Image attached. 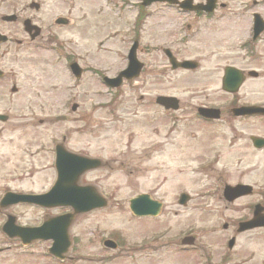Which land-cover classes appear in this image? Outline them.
<instances>
[{
	"label": "rangeland",
	"instance_id": "1",
	"mask_svg": "<svg viewBox=\"0 0 264 264\" xmlns=\"http://www.w3.org/2000/svg\"><path fill=\"white\" fill-rule=\"evenodd\" d=\"M29 1L25 0L23 3L27 4ZM137 1L139 0H83L78 3L81 10L85 11L83 26L76 23L71 29L65 30L62 38L72 37L77 43L81 42L84 45L83 52L86 51V64L92 68L120 66L125 58L128 25L134 17ZM42 5L43 12L50 13V23L56 16L64 14L65 3L59 0H50ZM80 16L81 14L76 13L74 21L77 22ZM224 24L219 28L220 36L236 53L231 54L230 63L243 69H252L259 75L257 80H248L239 96L247 97L246 101L249 102L264 103V38L253 49L252 57H249L250 51L246 49L247 62L242 64L234 60V56L244 57V52L238 45L248 35L247 25L240 31L236 30V25ZM216 36L219 37V34ZM218 46L213 44L210 48L216 50ZM57 51L50 54L38 51L32 58L35 66L32 67V77H38L41 91H45L47 85L43 80L47 77L46 64L49 58L55 61L50 80L55 91L50 94V103L44 94L30 99L31 106L26 109L25 96L23 99L18 96L6 98L7 108H21L22 119L16 121L19 125L15 131H11L10 125L6 127L5 138L0 142V188L46 192L54 181V146L61 144L73 151L84 149L89 155L101 159V170L89 174L87 180H96L102 195L119 206L107 207L102 213L85 215L76 220L69 230L71 244L67 253L68 262L59 263L51 258L49 260L45 254L47 245L39 244L34 254L19 256L15 250L1 254L0 264H197L192 250H181L180 240L193 235L202 244L214 246L220 239L218 237L223 234L221 225L240 217L244 213L239 211L241 205L254 199H246L227 208L223 199L219 198L222 184L243 182L258 188L264 186L263 175H260L264 171V153L258 156L251 152L247 142L251 135L264 136V122H236L233 125L241 139L234 142L231 141L232 131L226 122L206 129L200 127L196 131L198 142H191L190 147L193 149L189 155L182 156V164L185 167L194 159L192 166L196 167L203 156L212 163V171L194 178L190 175L184 177L182 190L196 194L210 188L206 202L212 205L213 210L203 213L192 208L179 209L175 206V196L179 190L176 187L170 188L168 184L162 187L159 185L163 175L170 180L168 169L165 173L164 169L149 174L144 172L146 163L142 150L151 142H129L134 137L131 136L132 127L126 120L131 106L127 87L120 88L124 97L116 98V104H113L112 98H93L90 95L68 99L69 95L74 94H66V88L71 84L57 62L58 54L62 51ZM208 56L209 51L204 52L201 58L207 61ZM255 56L261 59L254 61ZM203 68L212 70L215 67L205 62ZM218 77L217 71H212L209 78L200 80L196 87L197 92L209 96L214 106L223 103ZM86 85L88 92L91 84ZM94 85L96 83H92ZM182 89L179 88L177 92ZM197 100L200 101L201 98ZM72 101L78 104L75 112L70 110ZM186 143L188 142H183L184 147ZM166 149L165 167L173 166L169 158V151L173 146H167ZM139 158L142 160L139 161ZM161 161L160 154H157L149 164L159 166ZM240 161L241 164H238ZM241 171H246L245 176H242ZM187 181H190L188 185ZM151 190L155 193L153 197L163 203L159 218L132 219L128 213L127 201ZM13 213L22 224L28 225L40 223L42 218L49 215L43 210L33 212L26 208L15 209ZM1 221L0 218V223ZM111 238L120 244L119 252L105 250L101 246L103 240ZM232 255L236 264H264V232L238 236Z\"/></svg>",
	"mask_w": 264,
	"mask_h": 264
},
{
	"label": "flooded vegetation",
	"instance_id": "2",
	"mask_svg": "<svg viewBox=\"0 0 264 264\" xmlns=\"http://www.w3.org/2000/svg\"><path fill=\"white\" fill-rule=\"evenodd\" d=\"M24 1L0 0V116L5 119L4 122H0V142L5 138L6 127L10 125L12 127L11 131H15L17 125H19L16 121L22 119L21 108H7V96L9 98L18 96L20 99L25 96V99H27L26 109H28V106H31L30 99L46 94L50 103V94L55 91V87L50 84L55 61L49 58L46 64L47 77L43 80L47 82V85L45 91H41L38 77H32L33 56L38 51L48 52L49 54L57 50L62 51L58 54L57 62L60 63V67L67 74L71 84L66 88V94H74L69 95L68 99L74 100L90 95L93 98H112L114 99V104L116 98L124 97V92H121L120 88L126 86L128 97L131 101L126 120L132 127L131 136L134 137L131 138L130 136L132 140H129V142H151L142 150L144 153L143 159H145L146 163L144 172L149 174L164 169L163 172L165 173L168 169L167 174H170V180L168 181L166 176L163 175L159 185L161 184L160 186L162 187L168 184L170 188L176 187L179 190L177 196H175V206L177 208H192V210L202 211L203 213L212 211V205L206 202V197L209 198L208 195H210V188L196 194L182 190L184 188V177L190 175L191 178H194L202 174L206 175V173L212 171V163L205 160L202 156L201 160L196 163V167L192 166L195 163L194 159L184 167L182 156L191 153L193 149L190 147L191 142H198L196 131L200 127L206 129L215 124L226 122L232 131L231 141L234 142L238 138L241 139V135L235 131L236 127L233 124L249 120H254L260 124L264 122V117L262 116H235L234 112H232L238 108L248 106L264 107V104L261 101L249 102L246 101L247 97L239 96L241 88L248 80H257L259 75H250L249 72L254 70L236 67L230 63L231 54L235 52H233L234 50L232 51L229 43L225 42L220 36L219 29L222 28L220 27L221 25H225L224 23L236 25V30L240 31L245 24L247 25L248 35L238 45V48L244 52V57L234 56V60L242 64L246 63V49L250 51L249 57H252L253 49L264 38V33H262L256 40H253L251 33L253 16L258 15L264 20V0H215L211 12L181 10L178 5L183 0L173 1L172 4L153 3L147 6L142 5V0H139L136 3L134 17L128 25L127 47L125 48L123 64L121 63L122 65L117 67H106L105 69L100 67L95 69L86 64V51L83 52L84 45L81 42L77 43L72 37L70 39L62 38L65 30L71 29L76 23L78 26H83L85 11L78 6V3L83 2V0H59L65 3L64 14L56 16L51 23L50 13L42 10V3L50 0H30L27 4H24ZM205 2L206 0H194L193 4L197 5ZM76 13L78 15L81 14L77 22L74 21ZM240 31L239 33L242 34ZM217 33L219 37L216 36ZM213 44L219 45L216 50H211L210 45ZM207 50L209 51V56L207 61H205V59L201 58V55L204 52H208ZM128 55L132 56L134 65L130 72V79L127 81L122 79L119 87H110L115 84L113 80H116L126 69ZM260 59V57L257 58L255 56L253 60L258 62ZM173 62L178 64L188 62L191 66L189 65L185 69H173ZM205 62L215 68L205 70L203 68ZM71 65H76V68L72 69ZM229 67L236 69L242 78L240 89L233 94L225 93L221 90L224 71ZM212 71H217V75H219L217 81L221 97L223 98V103L217 106L211 104L207 94L203 95V92L200 94L196 89L199 81L208 79ZM88 83L91 84V90L87 92L88 87L86 84ZM92 83H96V85L92 86ZM183 87L184 89H182ZM179 88L182 89L181 92H177ZM159 98L175 100L170 101L172 105L166 106L158 103ZM198 98H201V100L198 101ZM72 106L75 107V111L78 109V104L74 101L71 102L70 110H72ZM114 109L117 110L116 108ZM199 109H216L219 111V117L217 120L202 117L198 113ZM13 113H15V116ZM2 127L5 128L1 129ZM140 137L143 139L140 140ZM253 137L264 139V136L251 135L247 138L250 151L259 156L264 153V147L261 149L254 148L251 142ZM183 142H188L185 147ZM167 146H173V149L169 151V158L172 160L173 166L169 167H165ZM63 148L68 153L86 159L100 160L98 156H91L84 149L73 151L67 146ZM157 154H160L162 161L159 166L156 164L150 166L149 163ZM138 160L140 161L142 158ZM238 164H241V161ZM104 165L107 166V163ZM102 166L103 164L98 170L84 173L79 179V185L90 187L94 189L96 194L103 197L102 192L97 187L98 182L96 180H87L89 174L101 170ZM241 173L242 176H245L246 171H241ZM260 175H263L264 178V171H261ZM189 183L190 181H187L186 185ZM239 185L249 186L251 188L250 192L234 199L232 202H226L223 199L224 187ZM8 192L14 194L36 193L22 191V189L19 191L0 188V218L2 219L0 223V249H2V252L0 255L14 250L19 256L28 253L34 254L35 248L39 244H47L48 248L50 242L37 241L32 242L28 246H23L18 239H9L1 232L2 224L5 223L9 216L15 218L14 225L18 227H36L39 225L37 222L31 225L22 224L17 215L13 213V210L23 208L37 212L39 210L38 207L21 203L1 208L2 199ZM142 194L147 195L152 201L160 203L161 209H163V203L153 197L155 193L152 190ZM219 194V198L223 199L224 206L227 208H232L246 199H254L241 205L239 211L244 213L240 217L222 224L221 231L223 234L218 237L220 239L214 246L202 244L196 238L197 236L191 235L192 247H181V250H192L197 264H231V262L236 264L237 261L232 260V253L236 246L237 237L253 232H264V228L243 233L237 232L240 223L248 222L252 218L255 208L258 209L260 216H264V186H259L258 188L243 182H224L219 189ZM105 199L107 200L105 208L119 206L118 203H112L106 197ZM103 210L97 209L87 214L78 215L74 218L72 224H75L76 220L85 215L102 213ZM70 212L69 208L52 209L50 210V215H46L44 218H53ZM158 218L132 217V219L136 220H155ZM72 226L69 227L68 233ZM106 240L112 241L116 248L114 247L115 250H109L102 246L105 250L119 252L121 246L116 240L112 238ZM230 240L234 241L232 249L228 248ZM103 242L104 240L102 244ZM66 260L69 261V257Z\"/></svg>",
	"mask_w": 264,
	"mask_h": 264
},
{
	"label": "water",
	"instance_id": "3",
	"mask_svg": "<svg viewBox=\"0 0 264 264\" xmlns=\"http://www.w3.org/2000/svg\"><path fill=\"white\" fill-rule=\"evenodd\" d=\"M172 0H144V4H150L154 2H168L171 3ZM192 0H186L183 3V9L188 10H212L211 4L213 0H208L206 5L189 7L184 6ZM264 30V24L261 23L260 19L254 17V27L253 33L254 38H256ZM130 58V57H129ZM188 63L183 64H174L173 68L181 67L186 68ZM134 65L130 61L128 70L121 73L120 77L124 76L125 79L130 78V72L133 69ZM250 74H254L251 72ZM117 81V80H116ZM117 83V82H116ZM241 84V78L239 73L232 69L227 68L224 73L222 80V90L226 92H235L237 91L239 85ZM117 85V84H116ZM170 101L174 99L160 98L158 102L161 105L170 106L172 105ZM201 115L216 119L218 117V112L215 110H200ZM236 115H263L264 108L258 107H247L235 110ZM252 144L255 148H261L264 146V141L261 139H252ZM70 160L72 163H78V169L76 171H71L68 162ZM57 180L53 188L46 194L38 196H13L7 195L6 198H14L13 203L18 201L28 202L31 204L39 205L42 207H52V206H70L76 214L83 213L94 209L95 207H101L104 205V202L94 194H90L89 189L85 188H76L75 184L78 179V176L83 172L99 167L97 161H90L81 158H77L71 155L66 154L62 151L61 148L57 147L56 149V162H55ZM71 171V172H70ZM250 191V188L247 186H237L234 188L226 187L224 189V197L228 201L244 195ZM99 202V204H97ZM101 203V204H100ZM130 211L136 216H145L151 215L156 216L159 211V205L157 203H151L146 196H138L137 198L130 200ZM149 204L150 207L147 205ZM72 216H63L55 219L46 221L40 228L37 229H15L12 235L26 234L31 240H48L53 241L52 248L49 250L56 258L62 259L61 254L66 251V229L70 224ZM7 225L4 227V231ZM264 227V217H260L257 211H254L253 218L248 223L240 224L239 232L250 230L254 228ZM185 242H190V240H185ZM232 242H230L231 246Z\"/></svg>",
	"mask_w": 264,
	"mask_h": 264
}]
</instances>
